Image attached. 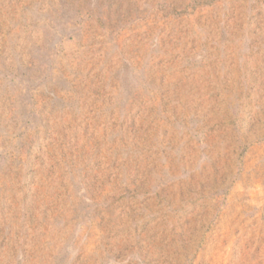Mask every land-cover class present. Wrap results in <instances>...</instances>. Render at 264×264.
I'll use <instances>...</instances> for the list:
<instances>
[{
  "label": "rangeland",
  "instance_id": "374dc122",
  "mask_svg": "<svg viewBox=\"0 0 264 264\" xmlns=\"http://www.w3.org/2000/svg\"><path fill=\"white\" fill-rule=\"evenodd\" d=\"M0 264H264V0H0Z\"/></svg>",
  "mask_w": 264,
  "mask_h": 264
}]
</instances>
